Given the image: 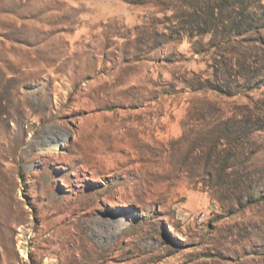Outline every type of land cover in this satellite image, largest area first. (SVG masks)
Returning <instances> with one entry per match:
<instances>
[{
    "label": "rangeland",
    "instance_id": "1",
    "mask_svg": "<svg viewBox=\"0 0 264 264\" xmlns=\"http://www.w3.org/2000/svg\"><path fill=\"white\" fill-rule=\"evenodd\" d=\"M259 38L264 0H0V264H264Z\"/></svg>",
    "mask_w": 264,
    "mask_h": 264
},
{
    "label": "trees",
    "instance_id": "2",
    "mask_svg": "<svg viewBox=\"0 0 264 264\" xmlns=\"http://www.w3.org/2000/svg\"><path fill=\"white\" fill-rule=\"evenodd\" d=\"M135 1H137V0H132V2H135ZM256 42H260L261 43V46L260 47H262V48L264 47V38H259V40H256ZM251 48H258V46H257V44H255Z\"/></svg>",
    "mask_w": 264,
    "mask_h": 264
}]
</instances>
